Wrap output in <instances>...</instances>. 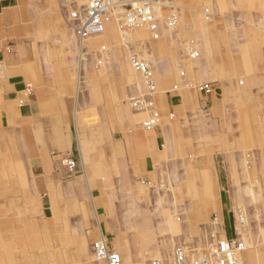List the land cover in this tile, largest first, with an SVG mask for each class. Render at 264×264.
Returning <instances> with one entry per match:
<instances>
[{
  "label": "rangeland",
  "instance_id": "obj_1",
  "mask_svg": "<svg viewBox=\"0 0 264 264\" xmlns=\"http://www.w3.org/2000/svg\"><path fill=\"white\" fill-rule=\"evenodd\" d=\"M154 1L160 25L159 39H154L146 28L123 29L117 15L106 24V28L110 26L113 29L106 40L99 41L97 36L83 42L74 32L71 14L81 11L86 0L68 1V10L64 11L60 22L68 27L76 44L62 64L71 70L67 76L70 83L68 93L71 95L68 101L72 106H83L79 109L81 121L72 124L74 133L78 134L75 147L81 150L84 164L90 172L105 178L107 173L101 170L107 168L108 163L105 161L102 167L99 152L104 150L117 120L139 115L143 128L144 120L151 118L154 110L152 92L149 81L132 66L131 60L135 56L148 63L153 71L158 93L154 96L156 100L161 95L158 84L170 79L174 92L188 89L204 98L215 94L218 102L225 104L223 108L229 113L228 118L226 115L212 116L214 134L216 132L212 144L201 139L190 142V147L196 144L200 148L202 145L194 159L203 160L200 162L211 183L202 182L200 174L199 187L184 186V201L192 199L195 202L193 206L191 202L182 200V187L178 182L173 185L171 177L168 186L137 187L134 195L120 197L129 208L124 214L130 218L129 231L143 232L140 237L137 235V247L145 264L155 260L161 264H175L178 248L188 246L190 250H198L218 238H225L216 212H212V218L211 215L206 218V208L214 204L218 191L211 174L216 168L222 174L221 183L226 185V195L231 191V208L238 209L240 223L237 219V228L240 226L239 236L245 246L241 255L243 264H264V0ZM172 16L176 17L175 26L169 24ZM96 40L99 41L97 46H90ZM67 44L68 40L56 43L60 50H66ZM192 48L198 57L193 58L196 53L193 54ZM202 63L207 65L203 75L199 69ZM160 65L163 70L159 72L157 68ZM196 70L203 79L193 80L196 77L192 72ZM205 84L214 87L211 94L201 91ZM143 98H147L144 100L148 101L150 111H137L133 107L135 100ZM163 104L164 101L160 102L159 108H163ZM203 112L205 117L211 116L209 110ZM174 118L175 115L171 120ZM159 122L156 128L162 124ZM229 135L232 138L225 139ZM225 142L227 147L223 148ZM228 142L238 148L236 155L233 154V163H237L240 169L234 172L230 185L223 170L229 158ZM180 145L182 143L177 147ZM19 147L18 140L0 132V264H97L93 255L94 243L92 246L87 244L84 235H75V239H71L72 235L50 216L51 209L49 211L48 205L42 203L29 170L30 164ZM72 158L76 162L75 156ZM177 158L189 161L186 162L189 170L184 171L189 181L197 177L191 169L195 162L193 156L177 155ZM82 173L83 168L79 167L77 173L71 175ZM85 205L83 203L82 208H86ZM45 210L50 218L44 221ZM191 214L196 215L197 222L190 217ZM85 216L88 217V212ZM134 218L149 220H145L149 226H134ZM121 238L128 241L129 236Z\"/></svg>",
  "mask_w": 264,
  "mask_h": 264
},
{
  "label": "crops",
  "instance_id": "obj_2",
  "mask_svg": "<svg viewBox=\"0 0 264 264\" xmlns=\"http://www.w3.org/2000/svg\"><path fill=\"white\" fill-rule=\"evenodd\" d=\"M68 1L0 0V132L18 140L20 153L30 164L29 170L42 203L48 205L50 216L72 235L71 239H75V235H84L90 246L104 239L109 248L118 254L121 264H144L137 247L139 232L129 231L130 218L124 214L129 208L125 200L120 199L121 195H134L135 189L140 186H168L171 177L173 185L178 182L182 187L181 198L184 201V186L199 187V175H203L205 170L200 162L203 160L194 159L202 145L199 148L194 143L195 146L190 147V142L201 139L212 144L216 136L212 116L226 115L228 118L229 113L215 94L204 98L202 94L188 89L177 93L172 90V79L160 82L158 88L162 98H157V101H164L162 111L166 115L163 123L153 131H146L141 126L139 115L117 120L116 125L111 127L104 150L99 152L102 167L105 161L109 165L101 170L107 175L103 178L91 173L84 164L81 150L75 147L78 134L74 133L72 126L81 121L79 109L83 106H72L68 101L71 95L68 93L70 83L67 76L71 70L62 64L64 58L72 54L76 44L68 27L60 22L64 11L68 10ZM66 40L67 49L60 50L58 43ZM206 66L202 63L199 67L201 75ZM157 69L159 72L163 70L161 65ZM198 72H192L195 81L203 79ZM206 109L211 115L209 118L203 114ZM172 112L175 118L168 120L167 113ZM178 143L182 145L177 147ZM228 146L229 158L223 170L230 185L234 172L240 169L237 163L233 164L236 145L228 142ZM226 147L227 142L223 148ZM177 155L193 156L195 162L191 164V169L197 177L189 181L188 174L184 172L189 170V164H186L189 161L176 159ZM73 156L77 159V169L83 168V173L74 177L64 165L66 158ZM214 171L211 173L215 182L213 185L218 187V191L214 204L206 208V218L210 215L212 218V212H216L224 236L232 239L234 232L230 212L233 197L231 191L226 195V185L221 183L222 174L216 168ZM117 188H122L123 192ZM187 200L184 202H191L192 206L195 203L192 199ZM123 202L124 205H121ZM83 203L86 208H82ZM87 212L88 217L85 216ZM190 217L197 222L196 215L191 214ZM43 218L44 221L50 218L46 210ZM185 218L189 219V216ZM136 219L132 220L134 226H140L142 221L147 220ZM123 235L129 236L128 241L122 240Z\"/></svg>",
  "mask_w": 264,
  "mask_h": 264
},
{
  "label": "built area",
  "instance_id": "obj_3",
  "mask_svg": "<svg viewBox=\"0 0 264 264\" xmlns=\"http://www.w3.org/2000/svg\"><path fill=\"white\" fill-rule=\"evenodd\" d=\"M154 0H86V5L81 11L71 14L72 27L75 34L80 39L86 40L104 31L105 26L115 16L120 18V24L125 30H136L146 28L150 31L154 39L160 37V25L154 11ZM119 14H118V13ZM170 26H175L176 17L170 19ZM193 49V48H192ZM193 58L198 57V53L193 49ZM133 68L141 73L149 81L150 88L155 89L153 71L148 63L138 57L132 58ZM201 91L211 94L214 87L211 84L201 86ZM147 98L137 99L133 107L137 111H150ZM154 115V116H153ZM157 113H153L151 120L145 124L148 128L156 125ZM157 126V125H156ZM64 165L72 174L77 173V165L72 157L66 158ZM237 212V214H236ZM233 220L234 238H218L207 246L198 250H190L188 246L178 248L175 251V264H243L241 255L244 245L239 236L237 219L239 222L238 209H231ZM93 255L96 263L121 264L118 254L112 251L106 243L97 242L93 245ZM151 264H161L159 260L152 261Z\"/></svg>",
  "mask_w": 264,
  "mask_h": 264
},
{
  "label": "bare ground",
  "instance_id": "obj_4",
  "mask_svg": "<svg viewBox=\"0 0 264 264\" xmlns=\"http://www.w3.org/2000/svg\"><path fill=\"white\" fill-rule=\"evenodd\" d=\"M39 9V8H38ZM115 18V17H114ZM108 24V23H107ZM107 26V25H106ZM106 26H105V29H104V31L103 32H101V33H99V34H97V35H95V36H92L91 38H93V37H97V36H99V41H104V40H106V38H107V36H108V34L109 33H111L112 31H113V29L111 28L110 29V26L108 27V28H106ZM98 38V37H97ZM84 40L83 39H81V42H83ZM98 40H96V41H93V43L94 42H96V43H94L93 45L92 44H90V46H92V47H96L97 46V44H98V42H99ZM54 54V53H53ZM39 68V67H38ZM140 74V73H139ZM58 75H60V74H58ZM141 75V74H140ZM141 76H143V75H141ZM143 78H145V77H143ZM154 79V78H153ZM153 79H152V81H153ZM146 81H148V80H146ZM59 82V81H58ZM149 86V85H148ZM152 93V96H151V100L152 101H154V103H153V105H154V110H153V113H157L158 115H157V119H158V121H157V126L160 124V122L159 121H162V123H163V121L165 120V115H164V113H163V109L164 108H159L160 106H159V103L160 102H157V100H156V98L154 97L156 94H158V93H156L157 92V90L156 89H149ZM159 97V96H158ZM160 101V100H159ZM12 103V102H11ZM14 105V104H13ZM164 105V104H163ZM162 105V106H163ZM96 109V108H95ZM163 111H162V110ZM161 110V111H160ZM4 111V110H3ZM165 112H168V110L167 111H165ZM152 113V114H153ZM15 114V113H14ZM12 115V114H11ZM96 116H97V114H96ZM154 116V115H153ZM174 117V114H171V113H169L168 115H167V119L168 120H171L172 118ZM249 118V117H248ZM151 120V118L150 119H147V120H144L145 122H144V124H143V129L144 130H146V131H153V130H155L156 129V125L154 126V128L153 127H151V128H148L147 126H145V124L147 123V122H149ZM247 120V119H246ZM170 122V121H169ZM240 122V121H239ZM143 123V122H142ZM156 124V123H155ZM245 124V123H244ZM142 126V125H141ZM247 126H248V124H247ZM241 127V126H240ZM7 128V127H6ZM250 128V127H249ZM243 129V128H242ZM252 129H253V127H252ZM249 130V129H248ZM242 131V130H241ZM237 132V131H236ZM100 133H101V131H100ZM249 135V134H248ZM250 136V135H249ZM251 137V136H250ZM252 137H254V136H252ZM245 138V137H244ZM249 138V137H248ZM244 140V139H243ZM249 140V139H248ZM247 141V140H246ZM253 142V141H252ZM38 147H39V145H38ZM244 147V146H243ZM8 148H10V147H8ZM18 149V148H17ZM236 149H238V148H236ZM245 149V148H244ZM248 149V148H247ZM246 149V150H247ZM11 150V149H10ZM240 150H242V149H240ZM245 152V151H244ZM5 153V152H4ZM12 154V153H11ZM14 156H16V155H14ZM13 156V157H14ZM245 157V156H244ZM15 158V157H14ZM250 158V157H249ZM232 164V163H231ZM234 164V163H233ZM50 165V164H49ZM0 169H1V167H0ZM4 169V168H3ZM47 169V168H46ZM5 170V169H4ZM4 172H6V170L4 171ZM4 175V174H3ZM7 175V172L5 173V176ZM16 176V175H15ZM19 176V175H18ZM17 176V177H18ZM69 176V175H68ZM7 177H8V175H7ZM205 182V183H207V184H209V183H211V178L209 177V175H206V173H205V171H204V173H203V175H202V182ZM20 183V182H19ZM18 183V184H19ZM22 185V184H21ZM60 185V184H59ZM207 186H209V185H207ZM210 186H211V184H210ZM68 188H70V186L68 187ZM20 189V188H19ZM61 189V188H60ZM21 190V189H20ZM67 190V189H66ZM20 193H21V191H20ZM65 193V192H64ZM9 195V194H8ZM18 196V195H17ZM22 197V196H21ZM128 202V201H127ZM130 202V201H129ZM24 203V202H23ZM19 205V204H18ZM22 205V204H21ZM30 205V204H29ZM131 207H132V205H131ZM9 208V207H8ZM11 208V207H10ZM14 208V207H13ZM15 216H16V214H15ZM18 217V216H17ZM20 218V217H19ZM12 220V219H11ZM2 222V221H1ZM21 222V221H20ZM10 223V222H9ZM11 224V223H10ZM29 224V223H28ZM9 225V224H8ZM27 226V225H26ZM133 226V225H132ZM147 226H149L148 225V223L147 222H143L141 225H140V227L141 228H147ZM8 227V226H7ZM16 227V226H15ZM21 227H23V226H21ZM1 228V227H0ZM20 228V227H19ZM22 229V228H21ZM29 229V228H28ZM99 229V228H98ZM12 230V229H11ZM241 230V229H240ZM14 231V230H13ZM17 231V230H16ZM140 232L138 233V236L140 237V235H143V232L141 231V230H139ZM28 232V231H27ZM30 233V232H29ZM41 233V232H40ZM99 233V232H98ZM20 234H21V231H20ZM23 234V233H22ZM37 234H39V232L37 233ZM28 235V234H27ZM97 235H99V234H97ZM5 236V235H4ZM16 236V235H15ZM5 237H7V236H5ZM4 237V238H5ZM19 238V237H18ZM23 238V237H22ZM20 239V238H19ZM96 239V238H95ZM101 239V238H100ZM23 240V239H22ZM97 240V239H96ZM38 241V240H37ZM44 241V240H43ZM12 242H14V241H12ZM97 242H103V243H106V241L103 239V240H99V241H97ZM97 242H94V244L95 243H97ZM17 243V242H16ZM242 243H243V245H244V242L242 241ZM21 244V243H20ZM93 244V245H94ZM107 244V243H106ZM3 245V244H2ZM55 247V246H54ZM245 247V246H244ZM18 248V247H17ZM181 248V247H180ZM23 251V250H22ZM113 251V250H112ZM117 254V253H116ZM34 256V255H33ZM24 257V256H23ZM26 258V257H25ZM124 258H126V257H124ZM22 259V258H21ZM23 260V259H22ZM27 260V259H26ZM148 260V259H147ZM24 261H25V259H24ZM142 262H143V260H142ZM97 264H102V263H97ZM145 264V263H144Z\"/></svg>",
  "mask_w": 264,
  "mask_h": 264
}]
</instances>
